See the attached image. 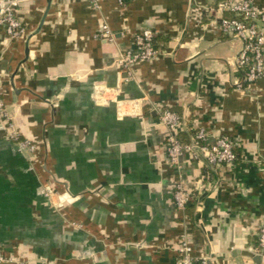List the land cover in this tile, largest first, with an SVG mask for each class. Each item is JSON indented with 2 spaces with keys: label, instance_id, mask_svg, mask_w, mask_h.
Wrapping results in <instances>:
<instances>
[{
  "label": "crops",
  "instance_id": "obj_1",
  "mask_svg": "<svg viewBox=\"0 0 264 264\" xmlns=\"http://www.w3.org/2000/svg\"><path fill=\"white\" fill-rule=\"evenodd\" d=\"M222 1L23 0L27 34L0 25V100L36 145L21 150L0 116V264H177L184 235L210 264H262L264 74L237 91L243 42L221 31L234 16ZM105 22L112 41L96 36ZM143 29L159 55L129 77L117 59ZM165 109L183 141L201 127L210 143L228 136L234 163L172 167Z\"/></svg>",
  "mask_w": 264,
  "mask_h": 264
},
{
  "label": "built area",
  "instance_id": "obj_2",
  "mask_svg": "<svg viewBox=\"0 0 264 264\" xmlns=\"http://www.w3.org/2000/svg\"><path fill=\"white\" fill-rule=\"evenodd\" d=\"M22 1L0 0V25L5 27L10 38H20L27 34L26 27L16 16V9ZM100 1L90 0L94 8L100 7ZM118 2L125 5L126 0H118ZM218 9L234 15L221 17V31L243 42L237 56L238 67L242 70L243 76L235 82V86L237 91L244 92L248 87L257 83L264 74V12L259 10L251 0H223L219 3ZM96 36L110 41L114 39V33L108 22L101 25ZM158 55L159 50L154 43V32L151 29H143L134 35L132 47L120 53L117 62L129 77H132L137 64L155 59ZM0 116L5 121V129L10 139L15 141L21 150L27 148L29 151H34L36 149L32 141L19 138L16 122L2 100H0ZM161 121L169 130L166 150L170 165L175 169L181 168V159L185 155L193 159L204 158L212 167L234 163L235 144L228 136L223 135L214 143H210L206 130L201 127L190 142H183L178 136L182 119L176 112L165 109L161 113ZM173 197L176 206L180 210H185L192 199L191 189L179 180L175 184ZM258 235L260 256L264 264V227L259 229ZM176 250L178 252L177 264H210L206 257L193 256L192 239L189 236L184 235L181 238ZM5 260L6 257L0 250V261Z\"/></svg>",
  "mask_w": 264,
  "mask_h": 264
},
{
  "label": "trees",
  "instance_id": "obj_3",
  "mask_svg": "<svg viewBox=\"0 0 264 264\" xmlns=\"http://www.w3.org/2000/svg\"><path fill=\"white\" fill-rule=\"evenodd\" d=\"M194 136V135H193ZM182 140V139H181ZM183 141V140H182ZM191 140H189V141H183V142H190ZM234 150H235V153H236V148H234ZM236 158H237V153H236ZM236 160V159H235Z\"/></svg>",
  "mask_w": 264,
  "mask_h": 264
}]
</instances>
